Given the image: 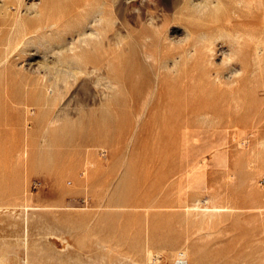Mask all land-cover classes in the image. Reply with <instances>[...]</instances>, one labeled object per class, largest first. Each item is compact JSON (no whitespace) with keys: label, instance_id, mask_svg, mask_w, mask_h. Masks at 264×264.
<instances>
[{"label":"rangeland","instance_id":"rangeland-1","mask_svg":"<svg viewBox=\"0 0 264 264\" xmlns=\"http://www.w3.org/2000/svg\"><path fill=\"white\" fill-rule=\"evenodd\" d=\"M258 6L0 0V264H264Z\"/></svg>","mask_w":264,"mask_h":264},{"label":"bare ground","instance_id":"bare-ground-1","mask_svg":"<svg viewBox=\"0 0 264 264\" xmlns=\"http://www.w3.org/2000/svg\"><path fill=\"white\" fill-rule=\"evenodd\" d=\"M254 1V0H253ZM255 2H257L258 4H259V9L261 10V12H263V14H264V0H255ZM258 9V10H259ZM100 12H101V8L100 7H96L93 11H92V14H91V17L87 20V19H85L86 21H85V23H84V27H82V30H80V31H78V34L79 35H83V34H85L86 33V28H87V26H89V25H92V23H93V21H98V19H96V16L97 15H99L100 14ZM264 17V16H263ZM98 18V17H97ZM99 18L101 19V17L99 16ZM253 22L255 23L256 21L255 20H253ZM252 23V22H251ZM259 23V22H258ZM38 26H39V24H38ZM36 29H37V26H36ZM41 29H42V27H41ZM261 30H264V19H263V24L261 25ZM60 48H61V50H66L67 49V47H65V46H63V45H61L60 46ZM73 49V48H72ZM72 58H76V57H79V55L78 54H76V53H73L72 52V56H71ZM148 58V57H147ZM56 98V97H55ZM53 122V121H52ZM51 122V123H52ZM54 123V122H53ZM194 205V204H193ZM24 206V205H23ZM211 206V205H210ZM212 207V206H211ZM22 208V207H21ZM28 208V207H27ZM195 208H198V209H200L199 207H198V205L197 204H195L194 205V209ZM207 208V207H206ZM1 209V208H0ZM188 209V208H187ZM5 210V209H4ZM205 210H207V209H205ZM188 211H190V210H188ZM208 212H213L214 211V209L213 210H211V211H209V210H207ZM211 215H212V213H211ZM212 216H214V215H212ZM209 218V217H208ZM210 219V218H209ZM208 219V220H209ZM64 240V239H63ZM37 249V248H36ZM43 249V248H42ZM37 252H38V250H36ZM41 251V250H40ZM37 252H36V254H37ZM186 254H185V251L183 252H180V254H179V257L176 259V264H178L180 261L183 263V264H188V259L186 258V256H185ZM37 258V257H36ZM25 259V258H24ZM32 259H33V257H32ZM60 259V258H59ZM56 260V259H55ZM61 260V259H60ZM23 261V260H22ZM27 262V261H26ZM29 262V261H28ZM117 262V261H116ZM30 263V262H29ZM38 263V262H37ZM102 263L104 264V260L102 261ZM108 263V262H107ZM139 263V262H138ZM137 262H135V261H132V264H138ZM108 264H111V263H108Z\"/></svg>","mask_w":264,"mask_h":264},{"label":"built area","instance_id":"built-area-1","mask_svg":"<svg viewBox=\"0 0 264 264\" xmlns=\"http://www.w3.org/2000/svg\"><path fill=\"white\" fill-rule=\"evenodd\" d=\"M101 153L103 154V152L101 151ZM178 264H183L181 261Z\"/></svg>","mask_w":264,"mask_h":264}]
</instances>
